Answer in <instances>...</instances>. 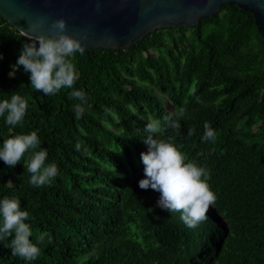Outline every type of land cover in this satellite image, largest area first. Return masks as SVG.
I'll list each match as a JSON object with an SVG mask.
<instances>
[{
    "label": "trees",
    "instance_id": "1",
    "mask_svg": "<svg viewBox=\"0 0 264 264\" xmlns=\"http://www.w3.org/2000/svg\"><path fill=\"white\" fill-rule=\"evenodd\" d=\"M24 42L0 16V99L28 101L22 126L0 117V143L35 130L59 172L34 187L28 154L11 168L0 160V197H20L32 239L44 234L30 261L0 238V264H264V40L250 12L224 4L192 28L76 54L73 88L86 93L79 117L71 89L44 95L22 65L8 75ZM152 119L164 126L157 138L209 170L217 199L193 227L157 205L158 191L138 185ZM205 122L214 140H201Z\"/></svg>",
    "mask_w": 264,
    "mask_h": 264
},
{
    "label": "clouds",
    "instance_id": "2",
    "mask_svg": "<svg viewBox=\"0 0 264 264\" xmlns=\"http://www.w3.org/2000/svg\"><path fill=\"white\" fill-rule=\"evenodd\" d=\"M44 22L41 20V24ZM38 28V25L29 24L30 30H24L26 42L8 75L14 76L16 69L22 65L24 71L30 73L31 86L44 95H55L64 88L71 89L69 97L80 101L73 105L74 112L79 117L83 112L86 93L83 89L73 88L79 79V71L73 58L76 54L82 55L85 49L79 39L66 32L64 18L51 22L50 28L57 33L55 36L35 34ZM2 59L3 53H0V60ZM27 109L28 101L19 94L13 93L8 98L0 99V117L11 127L23 125ZM183 114L184 109L180 108L178 115ZM171 126L175 127L174 121ZM144 127L148 135L143 141L148 149L140 153L144 176L138 181L139 187L158 191L160 195L157 205L160 208L170 213L178 211L180 220L187 227L195 226L197 222L206 219L209 206H214L217 199L208 184L209 170L187 161L174 143L154 135L164 130L161 120L152 119ZM214 138L215 130L205 122L201 140ZM41 145L42 141L35 130L9 136L0 143V160L11 168L28 154V183L34 187L48 185L59 169L54 162L46 163L48 151ZM76 148L79 150L80 145L77 144ZM32 236L30 212L21 206L20 197H0V238H11L9 246L12 254L25 260H35L41 252L44 234L37 235L35 240Z\"/></svg>",
    "mask_w": 264,
    "mask_h": 264
},
{
    "label": "water",
    "instance_id": "3",
    "mask_svg": "<svg viewBox=\"0 0 264 264\" xmlns=\"http://www.w3.org/2000/svg\"><path fill=\"white\" fill-rule=\"evenodd\" d=\"M224 4L250 12L264 40V0H0V16L24 37L29 24L55 36L51 22L64 18L85 51H102L130 47L156 29L192 28Z\"/></svg>",
    "mask_w": 264,
    "mask_h": 264
}]
</instances>
